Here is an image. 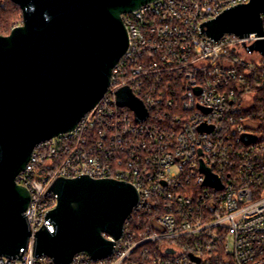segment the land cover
<instances>
[{"label":"built area","instance_id":"obj_1","mask_svg":"<svg viewBox=\"0 0 264 264\" xmlns=\"http://www.w3.org/2000/svg\"><path fill=\"white\" fill-rule=\"evenodd\" d=\"M249 1L155 0L122 16L128 44L105 94L72 131L36 144L15 178L31 237L0 264H56L35 255L33 236L53 231L58 178L120 181L138 196L111 255L69 264H264V57L248 50L264 36L201 31ZM125 87L142 122L117 101ZM200 161L221 189L204 184Z\"/></svg>","mask_w":264,"mask_h":264},{"label":"water","instance_id":"obj_2","mask_svg":"<svg viewBox=\"0 0 264 264\" xmlns=\"http://www.w3.org/2000/svg\"><path fill=\"white\" fill-rule=\"evenodd\" d=\"M10 1L20 9L22 24L0 35V257L15 259L31 237L23 217L29 194L16 176L36 144L72 131L100 101L127 48L122 16L155 0ZM263 16L264 0H250L204 23L201 31L214 41L225 34L263 37ZM248 50L264 57V40ZM116 96L136 121L146 119L128 88ZM199 172L205 185L222 188L202 161ZM49 191L57 196L56 208L46 215L53 231L37 232L33 251L56 264H69L78 253L92 261L111 255L138 202L131 185L115 180L58 178Z\"/></svg>","mask_w":264,"mask_h":264},{"label":"trees","instance_id":"obj_3","mask_svg":"<svg viewBox=\"0 0 264 264\" xmlns=\"http://www.w3.org/2000/svg\"><path fill=\"white\" fill-rule=\"evenodd\" d=\"M22 20V14L18 6L10 0H0V35L6 36L10 31V23L15 19ZM10 28V29H9Z\"/></svg>","mask_w":264,"mask_h":264},{"label":"rangeland","instance_id":"obj_4","mask_svg":"<svg viewBox=\"0 0 264 264\" xmlns=\"http://www.w3.org/2000/svg\"><path fill=\"white\" fill-rule=\"evenodd\" d=\"M21 24H22V20H19V19L16 18V19H15L13 22H11L10 25H9L10 28H11V29L9 28L10 31H11L13 28H15V27H17V26H19V25H21ZM10 31H9V33H10Z\"/></svg>","mask_w":264,"mask_h":264}]
</instances>
